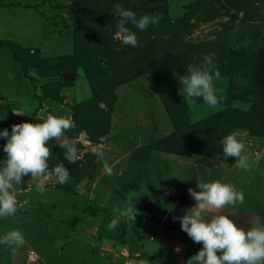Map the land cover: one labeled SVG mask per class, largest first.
Returning <instances> with one entry per match:
<instances>
[{
	"label": "rangeland",
	"instance_id": "obj_1",
	"mask_svg": "<svg viewBox=\"0 0 264 264\" xmlns=\"http://www.w3.org/2000/svg\"><path fill=\"white\" fill-rule=\"evenodd\" d=\"M76 1L0 0V128L39 122L48 113L65 115L74 126L64 135L78 151V159L69 162L63 145L47 142L46 190L62 193L58 223L24 204V194L39 192L28 174L14 186L21 205L14 215L0 217V224L17 217L31 253L45 264H122L127 254L138 256L131 250L134 239L139 244L144 238L156 254L161 252L154 246L167 242L161 244L162 237L179 245L167 228L156 231L137 205L148 199L175 215L194 204L188 189L199 190L197 179L221 180L245 194L234 212L224 206L210 214L232 213L246 228L251 221H264V194L255 196L247 188L253 177L264 174V158L255 160L257 151L264 153V0H106L94 3V13L84 18L90 27L74 19ZM115 3L137 16H160L144 30L128 25L141 44L119 42L126 54L118 60L89 39L102 24L118 39ZM175 47L185 49L172 58ZM205 54L220 71L213 80L218 107L181 93L186 66ZM245 129L247 170L236 165L234 156L225 159L221 148L227 133ZM4 142L0 138V146ZM0 152L5 154L2 147ZM102 158L112 166L111 175ZM58 163L69 169L63 184L51 172ZM125 206L135 207V219L120 216ZM114 217L119 223L110 229ZM59 227L62 233H54ZM97 235L111 237L114 248L98 244ZM126 242L129 249L123 248ZM189 247L170 264H183L192 254ZM168 252L172 259L169 247Z\"/></svg>",
	"mask_w": 264,
	"mask_h": 264
},
{
	"label": "clouds",
	"instance_id": "obj_2",
	"mask_svg": "<svg viewBox=\"0 0 264 264\" xmlns=\"http://www.w3.org/2000/svg\"><path fill=\"white\" fill-rule=\"evenodd\" d=\"M116 17L115 35L120 43L137 47L141 44L137 33L128 25L144 30L149 25L158 23V14H142L137 16L131 8L115 3L112 10ZM220 77V71L215 67L212 56L205 54L199 63H189L186 74L183 75L181 92L184 98L200 97L209 106L218 107L219 97L214 89V78ZM18 113V112H16ZM0 116V119H3ZM74 126V121L65 115L48 113L39 122L21 121L10 127L0 128V138H4L2 149L5 155L0 158V217L12 216L18 209L14 186L21 183L23 176L30 174L36 180V190L46 191L50 147L47 143L55 139L65 147L64 156L69 162L78 159L77 148L64 143V132ZM248 132L227 133L221 141L222 156L227 159L235 157L238 167L245 170L251 167L244 136ZM264 158V153L257 151L255 160ZM104 171L111 175L112 166L103 160ZM51 172L57 182L63 184L69 179V169L58 163ZM208 175L211 176L209 169ZM196 187L188 192L195 201L188 206L182 215L174 217L179 220V226L194 242L201 246L189 255L183 264H264V221H256L250 227H243L233 219L232 213L210 214V210H219L231 206L233 212L243 205L245 194L233 184L221 180H198ZM135 207L125 206L120 216L135 219ZM119 219L109 220L108 227H117ZM25 243L24 233L13 228L0 235V245L19 247Z\"/></svg>",
	"mask_w": 264,
	"mask_h": 264
},
{
	"label": "crops",
	"instance_id": "obj_3",
	"mask_svg": "<svg viewBox=\"0 0 264 264\" xmlns=\"http://www.w3.org/2000/svg\"><path fill=\"white\" fill-rule=\"evenodd\" d=\"M4 155L5 154L0 152V158H2ZM253 178L255 179V183L253 185L247 186L248 190L249 191L252 190V194H256L255 196H257L259 193L264 194V174L257 175L256 177H253ZM23 179L24 178L22 177L21 180H23ZM249 184H251V182ZM61 195H62L61 192H53V194L51 195V191H49V190H46L44 192L32 193V194H30L28 192V193L24 194V202H25L24 204L33 210L38 209V211L41 212L42 214H46V216L55 224V223H58L60 219H62V215H63V214H60L58 209H57L58 207H60L59 206L60 202L58 201V198ZM49 203H51L52 206L48 205ZM18 205H21V203ZM189 205H191V204H189ZM255 218H257V217H255ZM17 219H18L17 217H14L11 220L12 221L11 224L10 223L9 224H0V235H3L4 233L7 232V230L9 231L13 228L19 229L20 225L18 222L19 220H17ZM251 220H252V218L250 219V221ZM150 221H151V219H150ZM251 222L253 224V221H251ZM62 225L63 224H61V227H62ZM152 225H153V223H152ZM61 227H59L60 231H58V229H55L54 233H56V232L62 233ZM76 228H78V227H76ZM100 228L102 231H104L101 226H100ZM153 228L156 231H158L161 228V226L153 225ZM172 232H170V234ZM82 233H83V231L80 232V237L83 238L85 236H83ZM105 236L102 235V237H101V235H97L96 236L97 243L101 244V245L111 246V248H114L113 244H112L113 243L112 238L111 237L108 238L107 237L108 235H105ZM155 238H156L155 236L151 237V238L149 237L150 240H154ZM134 240L136 241V245L131 246L132 248L131 247L130 248H131V250L136 251L138 256L130 258L129 255L127 254L126 258H124L122 264H124V263L142 264L143 262H146L148 260L150 262H152V264H170V263H174V262L178 263L182 254L185 253L184 248L189 247L188 244H186L184 242H180L178 239H177V241L180 242L179 245H178V243L176 244V243L170 242L168 239H164L162 237V239H161L162 242H160V243L163 244V240L167 241V242H165V244L162 245L161 247H159V246L155 247L154 246V248L156 250H160V252H161L160 254L159 253L156 254V252H152V250L149 248L148 245H144V243H143L144 238H143L142 242H140L139 244H137L138 243L137 239H134ZM38 244H40V243H38ZM181 245H183V246H181ZM200 246L201 245L199 244V247ZM168 247L172 251V254H173L172 259H170L167 256V254H170L168 252ZM123 248L129 249L127 242H126V245L123 246ZM154 248H152L153 251L155 250ZM189 248L191 249V247H189ZM30 249H31L30 243H26V242L22 246H19V247H9L7 245H0V264H45L44 263L45 261L41 260L39 258V256L36 255V253L34 251H32V252H34L35 254L31 253ZM116 249L117 250L119 249V245ZM191 252L193 254L192 249H191ZM189 255H191V254L188 253V256ZM184 260L185 259H183V261ZM89 264H91V262H89Z\"/></svg>",
	"mask_w": 264,
	"mask_h": 264
},
{
	"label": "trees",
	"instance_id": "obj_4",
	"mask_svg": "<svg viewBox=\"0 0 264 264\" xmlns=\"http://www.w3.org/2000/svg\"><path fill=\"white\" fill-rule=\"evenodd\" d=\"M94 3L100 4V5H105L106 0H79L75 2V5L72 7V14L74 16L75 20H83V24L80 25H85V27H90L91 23L90 21H87L84 23V18L90 17L94 12H92L94 9ZM199 4V3H196ZM192 6H195L192 5ZM90 19V18H89ZM179 21V20H178ZM110 25V23H108ZM176 24V23H175ZM99 27V34L93 37H90L89 39L93 38L95 39V42L99 45H104V49H107L109 52H111L113 55H115L116 60L122 59L123 55L126 54V51L120 46V41L118 39H113L111 36L113 34L112 31H108L105 28V25L102 24ZM103 28V29H102ZM91 43H94L91 41ZM167 49V48H166ZM185 49L177 48L175 47L174 50L171 52L172 58L176 57L173 55H181L182 51ZM168 50V49H167ZM171 236L176 237L180 242H184L188 244V246L191 247L193 253H195L198 248H199V243L194 242L183 230H181L180 226H177V228L171 233Z\"/></svg>",
	"mask_w": 264,
	"mask_h": 264
},
{
	"label": "water",
	"instance_id": "obj_5",
	"mask_svg": "<svg viewBox=\"0 0 264 264\" xmlns=\"http://www.w3.org/2000/svg\"><path fill=\"white\" fill-rule=\"evenodd\" d=\"M64 77L70 78L71 76L70 77L64 76ZM64 143L73 145V142L68 140L65 135H64ZM57 144L62 145L61 143H57ZM137 208L141 212L148 214L153 225L167 228L169 232L174 231L177 228V226H179V220L175 219L174 217L182 215L185 210L184 208H181L175 215H171L167 210L154 204L148 199H142L139 205H137Z\"/></svg>",
	"mask_w": 264,
	"mask_h": 264
},
{
	"label": "bare ground",
	"instance_id": "obj_6",
	"mask_svg": "<svg viewBox=\"0 0 264 264\" xmlns=\"http://www.w3.org/2000/svg\"><path fill=\"white\" fill-rule=\"evenodd\" d=\"M130 122V121H129ZM114 126V125H113ZM82 136H84V135H82Z\"/></svg>",
	"mask_w": 264,
	"mask_h": 264
},
{
	"label": "built area",
	"instance_id": "obj_7",
	"mask_svg": "<svg viewBox=\"0 0 264 264\" xmlns=\"http://www.w3.org/2000/svg\"><path fill=\"white\" fill-rule=\"evenodd\" d=\"M124 264H127V263H124Z\"/></svg>",
	"mask_w": 264,
	"mask_h": 264
}]
</instances>
